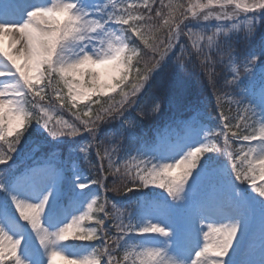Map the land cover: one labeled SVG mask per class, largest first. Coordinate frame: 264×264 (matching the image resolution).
Wrapping results in <instances>:
<instances>
[{
    "label": "snow or ice",
    "instance_id": "6c2138e0",
    "mask_svg": "<svg viewBox=\"0 0 264 264\" xmlns=\"http://www.w3.org/2000/svg\"><path fill=\"white\" fill-rule=\"evenodd\" d=\"M161 4L169 10L166 39L150 23L149 0H0V264H264V0H194L190 17L183 5ZM141 7L147 14L136 11ZM163 16L155 10V17ZM201 18L219 23L210 34L197 32L193 24L201 27ZM258 37V50L236 57L234 38L252 45ZM225 55L235 124L222 110L223 94L215 92L214 65ZM188 65L202 70L214 90L221 127H207L196 108L176 123L175 139L159 132L145 139L138 134L142 123L126 113L157 77L159 90ZM49 91L60 109L77 110L72 115L91 140L77 146L62 139L82 133L49 114L56 111ZM93 104L100 105L95 116ZM160 109L156 99L154 110ZM113 123L108 134L120 143L111 153L105 149L108 171L101 167L93 179L76 157L87 161L103 126ZM220 135L227 163L205 155L218 151L213 137ZM231 140L246 142L247 151L242 143L234 153ZM21 155L33 162L17 171L15 156ZM94 185L122 192L132 209L125 214L107 195L101 203ZM257 240L259 260L239 258L254 255ZM69 241L88 243L69 252Z\"/></svg>",
    "mask_w": 264,
    "mask_h": 264
},
{
    "label": "trees",
    "instance_id": "16d2710c",
    "mask_svg": "<svg viewBox=\"0 0 264 264\" xmlns=\"http://www.w3.org/2000/svg\"><path fill=\"white\" fill-rule=\"evenodd\" d=\"M190 2H194V0H162L163 5H168L169 3L174 5H183L181 11H185L189 17L191 14L187 12V7ZM199 2H206V0H199ZM150 4H152V8H153V11L151 12L153 20L150 21V23L159 27L160 31L157 33V35H160L166 39L167 28L163 26V19L167 18L169 10L168 8L162 6L161 0H155V2H151ZM156 9H160L164 13V16L155 17ZM136 11L139 12L140 14H147V9H144L142 7L136 9ZM217 23L219 22L208 23L207 30H205V28L203 30H200V27L197 28L196 26L194 30L197 32L206 31V34H210L212 31L215 30L214 25H216ZM261 34H264V28L261 29ZM181 35L184 41L182 43L186 45L187 51L193 53L192 56L193 61L195 63H199V61L196 60L195 58V50L191 46V41L188 40L187 36H184L183 34ZM133 40H135V43L137 45L143 48V45L140 43L139 40H136L135 37H133ZM231 44L235 49L236 57L242 58L245 55H247L249 52H251L253 49L258 50L261 45V41L258 37L257 40L252 45H248L246 44L244 39L234 38L231 41ZM175 51L176 54H179V47H177ZM145 59L147 58L145 57L144 59L141 60L139 64L140 68L144 67ZM185 59L186 60L188 59L186 54H185ZM213 59L219 61V57L215 55V53H213ZM172 62H174V58ZM237 66L239 68V65ZM169 71L170 68L165 69V75H167ZM213 75L217 85L215 92L219 94H223L222 110L233 118L231 120V123L235 124L236 120L239 119V117L237 115L235 105L230 104L229 102V97L233 96L232 90L229 86L225 84L226 79L230 77V63H229V57L227 55L223 57V63L217 62L214 65ZM158 83H159V77H157L156 82L153 84L152 88L147 89V91H143L142 94L139 95L138 102L128 112L129 119H134L137 122H141L143 125L142 130L138 133L139 135H142L147 140H153L156 138L157 133L160 132L161 129H163L165 126H170L174 124L175 122L174 120L176 119L184 120L188 118L189 115L196 108H199L203 112L204 114L203 123L205 125H207L212 129H217L221 127L218 119L217 101L214 95V90L209 86L208 80L206 76L203 74L202 70L200 69L193 70L191 65H188L186 70L177 68L176 72L170 77V82L167 84L166 87L158 90L156 86ZM154 93L155 95H153ZM113 96L115 97L116 100L120 99V96L118 94H115ZM54 97H55V93L50 91L49 99L53 98L51 105H55V107H59V103L55 100ZM93 99H95V97H93ZM101 99L104 106L107 107L109 103L107 97H102ZM156 99L159 100V103L161 105V109L158 112L154 110V101ZM83 106L84 105H78V108L83 109ZM68 107L70 108V105H68ZM99 107L100 105H96V104L92 105L93 116H95L96 111L99 109ZM63 110H66L68 113L71 114L72 112L77 111L76 109H73L72 112L68 111L67 109H63ZM141 113H144V115L141 116ZM80 114L82 115V113ZM106 125L107 128L110 124H106ZM106 128L104 129V131H101L100 135L97 137V140L93 141L94 146L90 151L89 161L88 163H86V168L89 171V176L92 177L93 179L99 177L101 167L104 168L105 172L108 171V158L105 156V149H107L108 152L109 149L106 138L104 136ZM235 130L236 129L233 128V131ZM67 139H69V137L66 138L65 140ZM91 139H92L91 136L87 133L86 137L82 141L88 142ZM213 139L215 141L218 151L213 153H206L205 155L212 156L214 159L220 161L224 158V154H226L224 137L222 135L214 136ZM79 141L80 140H76V139L70 140V142H72L73 144H76ZM127 143L128 141L125 139L123 141V145L126 147ZM96 144L100 145V156L104 157L103 160L99 159L96 155V147H95ZM230 145L232 148L234 145L233 140L230 141ZM120 155L123 156L122 151L120 152ZM105 183L108 185L109 189L116 186L113 184L112 175L108 176ZM117 184H119V181H117ZM93 187H96L97 190L100 191L98 185H94ZM138 194L139 193H137V195ZM104 195H107L109 200H114V201L120 198L126 199L123 196L122 192L120 194H117L116 192H112V191H108L107 193L100 191L101 203L103 202ZM108 209L109 211H112L111 204L108 205ZM69 242L75 244L88 243V242H73V241H69ZM92 243L95 244L99 242L94 241Z\"/></svg>",
    "mask_w": 264,
    "mask_h": 264
},
{
    "label": "rangeland",
    "instance_id": "374dc122",
    "mask_svg": "<svg viewBox=\"0 0 264 264\" xmlns=\"http://www.w3.org/2000/svg\"><path fill=\"white\" fill-rule=\"evenodd\" d=\"M132 1H135V2H143V0H128V2L129 3H131ZM214 19V18H213ZM215 20V19H214ZM0 79H3V78H0ZM112 95H114V93L112 94ZM78 103H84V102H78ZM50 115H52L53 117H54V119H55V117L58 115V112H57V109H56V111H51L50 113H49ZM64 120H66L64 117H62ZM73 119L74 120H76L75 119V117H73ZM67 121V120H66ZM77 121V120H76ZM79 126H82L81 124H79ZM79 126H77V127H79ZM83 127V126H82ZM80 128V127H79ZM46 135V134H45ZM202 138V137H201ZM246 143V142H245ZM194 146H199V144L197 143V144H195ZM187 149H185V151H186ZM245 151H247V144H246V147H245V149H244ZM177 158H179V157H177ZM27 159V158H26ZM256 175H257V179L259 180V171L257 170V173H256ZM245 189H248V186L245 188ZM93 190H95L96 191V189H93ZM249 191H250V189H248ZM252 195H256L255 193H252ZM85 210H86V206H85ZM13 211H14V209H13ZM17 219H18V215H17ZM71 219V217H69V220ZM21 222H23V221H21ZM20 222V223H21ZM24 223V222H23ZM30 230V229H29ZM201 244L203 243V237L201 236ZM255 247H256V252H255V254L254 255H252V256H246V257H239V258H243V259H254V260H259V251H258V240H257V243H256V245H255ZM68 251L69 252H76L77 251V249L76 248H74V249H68ZM57 264H63V262H60V261H58L57 262Z\"/></svg>",
    "mask_w": 264,
    "mask_h": 264
},
{
    "label": "bare ground",
    "instance_id": "6f19581e",
    "mask_svg": "<svg viewBox=\"0 0 264 264\" xmlns=\"http://www.w3.org/2000/svg\"><path fill=\"white\" fill-rule=\"evenodd\" d=\"M207 230V229H206Z\"/></svg>",
    "mask_w": 264,
    "mask_h": 264
}]
</instances>
